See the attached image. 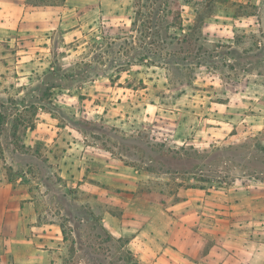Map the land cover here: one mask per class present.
<instances>
[{
    "label": "rangeland",
    "instance_id": "rangeland-1",
    "mask_svg": "<svg viewBox=\"0 0 264 264\" xmlns=\"http://www.w3.org/2000/svg\"><path fill=\"white\" fill-rule=\"evenodd\" d=\"M26 2L61 24L0 29V207L44 264H141L119 220L263 178L264 0Z\"/></svg>",
    "mask_w": 264,
    "mask_h": 264
},
{
    "label": "crops",
    "instance_id": "crops-1",
    "mask_svg": "<svg viewBox=\"0 0 264 264\" xmlns=\"http://www.w3.org/2000/svg\"><path fill=\"white\" fill-rule=\"evenodd\" d=\"M16 6V0H0V29L11 35L46 33L61 24L52 2ZM263 178L250 190L237 178L218 191L187 189L165 208L154 203L148 216L119 220L130 250L141 264H264ZM10 203L0 207V264H44L39 237Z\"/></svg>",
    "mask_w": 264,
    "mask_h": 264
},
{
    "label": "trees",
    "instance_id": "trees-1",
    "mask_svg": "<svg viewBox=\"0 0 264 264\" xmlns=\"http://www.w3.org/2000/svg\"><path fill=\"white\" fill-rule=\"evenodd\" d=\"M2 114L0 113V129L2 128V124H3V121H2Z\"/></svg>",
    "mask_w": 264,
    "mask_h": 264
}]
</instances>
